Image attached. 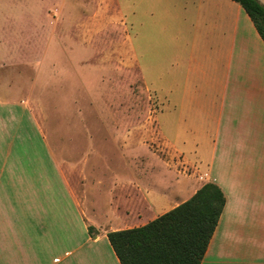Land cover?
I'll list each match as a JSON object with an SVG mask.
<instances>
[{"label": "crops", "instance_id": "crops-1", "mask_svg": "<svg viewBox=\"0 0 264 264\" xmlns=\"http://www.w3.org/2000/svg\"><path fill=\"white\" fill-rule=\"evenodd\" d=\"M123 35L129 67L161 101L152 143L136 126L106 139L85 125L79 154L68 140L64 155L1 156L0 264H121L109 232L148 224L206 183L226 203L201 264H264V41L250 17L232 0H130ZM7 104L5 123L42 141L34 111Z\"/></svg>", "mask_w": 264, "mask_h": 264}, {"label": "rangeland", "instance_id": "rangeland-1", "mask_svg": "<svg viewBox=\"0 0 264 264\" xmlns=\"http://www.w3.org/2000/svg\"><path fill=\"white\" fill-rule=\"evenodd\" d=\"M117 3L0 0V117L9 109L7 102H24L34 111L43 136L40 141L33 128L5 118L9 129L3 119L0 157L46 156V145L64 155L68 140L79 154L81 141L88 139L85 125L106 139L115 124L136 126L137 138L152 143L161 101L129 67L123 34H128L130 0ZM114 8L120 9L127 30L112 22L118 16ZM97 125L111 126L104 132ZM150 148L167 156L158 144Z\"/></svg>", "mask_w": 264, "mask_h": 264}, {"label": "trees", "instance_id": "trees-1", "mask_svg": "<svg viewBox=\"0 0 264 264\" xmlns=\"http://www.w3.org/2000/svg\"><path fill=\"white\" fill-rule=\"evenodd\" d=\"M248 14L264 41V4L232 0ZM226 203L214 183L148 224L108 233L121 264H201ZM93 228H89L92 232Z\"/></svg>", "mask_w": 264, "mask_h": 264}]
</instances>
